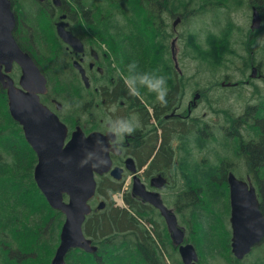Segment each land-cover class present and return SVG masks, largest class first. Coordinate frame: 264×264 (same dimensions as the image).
<instances>
[{"label": "trees", "instance_id": "16d2710c", "mask_svg": "<svg viewBox=\"0 0 264 264\" xmlns=\"http://www.w3.org/2000/svg\"><path fill=\"white\" fill-rule=\"evenodd\" d=\"M65 1L62 0V6L56 8L49 0L42 4H36L34 0H11L13 9L19 12L14 36L20 47L33 57L47 80L48 95L42 101L49 102V97L61 98L71 106L64 118L61 112L57 113L70 130L74 128L75 122L85 131L97 129L96 126L102 128L97 113L95 117L89 115L85 122L81 120L85 113L91 114L92 109L104 105L101 99L109 104L123 101L127 108H145L148 117L149 108L154 110L156 117L168 112L175 105L179 86L183 84L176 83V78L180 76L172 63L171 42L167 44L172 34L167 29L166 10H172L175 3L179 2L183 11L186 0ZM225 1L201 0V5L210 7ZM252 2L262 15L264 0ZM75 8L79 11L74 12L72 9ZM62 12L68 15L69 20L76 13V24L71 20L70 30L87 48L91 46L97 53H104L102 60L107 66H102V61L96 67V70L100 68L101 72L104 70L106 73L103 86L95 83L97 78L92 76V72L96 71L89 72L92 81L89 89L85 88L76 72L72 76H65L75 69L70 58L66 61L59 54L63 43L55 33L54 22ZM202 12L203 8H195L191 14ZM191 14L181 12L178 16L187 20ZM23 36H28L29 46L22 41ZM214 37L213 33L207 34L209 45L212 42L221 43L215 42ZM186 43L200 56L192 32L187 34ZM64 47L70 57L69 50ZM132 61L137 63L139 71L158 70V74L166 78V106H161L155 95L144 88L136 95L143 102L137 98L135 102L131 101L135 95L129 94L124 78L127 75L126 66ZM52 67H56L58 72H54ZM85 96H89L90 101H85L79 110H75ZM95 98L98 102L91 108ZM255 103L235 117L226 112L222 121L212 124L204 122L190 144L184 140L187 131L186 126H183L182 133L177 132L176 142L170 143L168 138H162L152 159L150 172L158 169V161L163 164L162 169L179 170L181 175L184 174L182 180L185 186L182 191H177L174 210L179 222L186 228V241L192 243L199 254V264H202L200 252L204 253L209 264H217L218 261L224 264H264V237L253 248L258 252L253 261L246 262L253 251L242 260L233 256L228 223L229 192L226 177L227 172L233 170L228 162L241 155L248 165V174L264 216V99H258ZM159 139H153L155 141L151 148L136 153L144 157L150 155ZM190 145L200 152L210 147L213 158L195 160ZM35 163V153L25 141L21 127L9 116L5 91L0 87V264H42L37 248L46 241V249H50L46 264H50L59 242L64 215L50 208L36 187L33 180ZM174 173L167 175L171 177ZM194 182L193 190L190 188ZM121 190L122 183L105 175L100 177L96 194L106 200V206L102 210H93L82 225L85 237L91 239L97 250L88 253L82 249H72L65 256L66 264H170L164 259L162 246L165 251L169 249L171 252L176 248L171 244L162 219L158 227L157 213L148 204L133 198L129 191L123 192L126 208L114 206L111 193ZM183 200L191 203L190 210ZM139 220L155 225L159 245ZM171 252H168L169 256ZM177 262L181 264L180 259Z\"/></svg>", "mask_w": 264, "mask_h": 264}, {"label": "water", "instance_id": "95a60500", "mask_svg": "<svg viewBox=\"0 0 264 264\" xmlns=\"http://www.w3.org/2000/svg\"><path fill=\"white\" fill-rule=\"evenodd\" d=\"M38 1L44 2V0ZM51 1L54 6L61 5V0ZM64 19L65 15L62 14L55 23L58 37L74 52L82 53L83 43L67 29L68 23ZM179 20L180 18H176L173 26H176ZM16 23L17 18L12 10L11 1L0 0V85L5 90L11 118L22 126L24 137L35 152L37 159L33 169L35 184L48 205L64 215L59 243L50 264H66L65 256L71 249L81 248L89 253L96 251V246L82 232L85 217L91 212L88 202L95 194V175L109 172L112 178L120 179L122 169L118 167L111 169L110 151L106 154L107 163L103 167H78V162L84 155L82 149L84 147L91 149L98 137L104 138L103 133L91 131L86 134L77 125L68 138L66 125L60 121L56 113L40 102L39 95L47 92L46 79L31 56L20 48L13 37ZM260 23V13L252 7L251 29H258ZM93 55L96 57L95 54ZM172 56L176 64L174 52ZM14 63L21 70L19 86L14 84V80L9 75ZM74 67L78 69L85 86L89 87L88 78L82 66L75 61ZM54 102H56V108L60 109V103ZM82 138L86 139L82 140ZM125 162L126 168L134 172L132 159L127 158ZM164 182L165 179L157 175L151 179V186L161 188ZM227 183L230 206V247L234 257L241 260L262 241L264 216L249 177L243 180L229 172ZM131 191L133 196H138L159 209L172 242L178 248L182 263L197 264L198 254L195 247L184 241V232L177 226L176 216L163 205L160 194L145 190L138 177H133ZM64 195L67 196L66 201ZM103 207L104 202L97 205V209Z\"/></svg>", "mask_w": 264, "mask_h": 264}, {"label": "rangeland", "instance_id": "374dc122", "mask_svg": "<svg viewBox=\"0 0 264 264\" xmlns=\"http://www.w3.org/2000/svg\"><path fill=\"white\" fill-rule=\"evenodd\" d=\"M16 1L18 2V0ZM34 1L36 4L39 3L36 0ZM249 1L250 0H227L223 4L202 7L201 0H186L187 4L185 10L182 11L179 2L175 3L172 10L169 8L166 10L165 20L167 29L172 34L167 44L169 45L172 39H176L173 48L176 54L177 68L181 73L180 78L183 84L181 87L182 93L178 101V103H181L180 112L184 115L186 114L187 103L190 100L197 105L192 109L191 113V118L196 117L199 119V122H196L197 126L195 128V133L190 139H187V137L184 139L188 141L189 144L197 136L199 129L205 124L204 122L212 124L213 122L222 121L226 112H229L235 117L243 113L247 106L256 104V100L264 99V18L261 19L259 29L250 30L251 10ZM195 8H203L204 12L191 14ZM72 10L74 11V9ZM15 12L19 15L18 11L15 10ZM171 12H173V14ZM181 12L190 13L191 15L187 20L181 19L175 26V30H173L172 21L176 16L180 15ZM189 32H192L194 35L195 48L200 56L187 46L186 36ZM209 33L214 34L215 42L221 43L212 42L209 45L206 38ZM27 39L28 36L22 37L24 44L29 46V41H27ZM220 39H222V41H220ZM59 54L64 60H70L64 45L61 47ZM85 61L90 60L86 58ZM101 65L104 67L107 66L104 61ZM52 68L54 72H58L56 67ZM97 71L101 73L100 70ZM18 76L19 69L15 67L12 71V77L17 80ZM92 76L97 78V76L101 75L92 72ZM92 85L94 86V84ZM196 95L198 97L195 98ZM58 100L62 102L61 117L64 118L71 109V106L61 98ZM85 101H90V97L85 96L75 110H79ZM97 102L98 100L96 98L93 99L91 108H94ZM111 111H115V108L111 107ZM92 113H85L82 115V122H85L89 115L95 117V113L101 114L99 106L96 107L95 110L92 109ZM132 119L135 120L134 118ZM149 124L153 126V124ZM183 126L185 125H179L177 127V132L182 133L181 128L183 130ZM207 128L209 129V126ZM171 129L169 130V136L172 138L170 137L169 140L170 143H174L178 139V134ZM190 150L196 158L195 160L199 158H208L210 160V158L214 156L210 147L200 152L190 145ZM243 157V155L240 157H233V159L228 162L229 165L233 167L232 172L237 178H246L250 176L248 174V165ZM156 164L159 167L156 170L153 169V171H155L154 174L159 172L165 176L172 172L176 173V175H174V173L171 177H168V175L167 177L165 176L166 185L160 190L164 204L174 212L175 210L173 209H175L177 191H182L185 186L182 180L184 174L181 175L179 170L168 171L166 168L162 169L163 164L158 163V161ZM128 174L130 173L126 172L124 185L130 182V175ZM139 176L145 184H148V178L144 177L143 174ZM188 188H190V184H188ZM194 188L195 182L190 189L194 190ZM100 200L104 199L99 197L94 204L97 205ZM182 202L187 209L190 210L191 203L186 200ZM177 219L180 227L184 230L185 236H187L186 228L179 222L178 215ZM157 225L159 227L160 218H157ZM191 239H194V237H191ZM46 247L47 241L41 247L37 248L42 264H46L50 257V249H46ZM163 250L165 252L164 259L166 261H169L170 264L178 263L177 260L180 259V256L177 250L174 252H171L169 249L168 251H165V249ZM252 251L254 253L248 256L246 262L253 261L258 256V252L254 251V249ZM168 252H171L170 256ZM200 254L201 263L209 264V262L205 260L204 253L200 252ZM217 264L224 263L223 261H218Z\"/></svg>", "mask_w": 264, "mask_h": 264}, {"label": "flooded vegetation", "instance_id": "af4514ba", "mask_svg": "<svg viewBox=\"0 0 264 264\" xmlns=\"http://www.w3.org/2000/svg\"><path fill=\"white\" fill-rule=\"evenodd\" d=\"M74 11H79V10L76 8V9H74ZM75 14L76 13L72 14L70 20H69V18H68V20L70 22L72 20L76 24L75 20L78 18V15H75ZM68 28L70 29V25ZM72 34L75 35L73 31H72ZM80 34L85 36L83 34V32H80ZM75 36H77V35H75ZM70 49H71V51L70 50L69 51L71 53L69 51H68V53L70 54V59L73 62V66H74V62L77 61L82 66V68L84 69L85 74L88 77V79H90L91 83H92V81H91V76L89 75V72L96 71V73H98L101 76H97L95 83L100 87L103 86L106 83V73L104 70H102V72L99 73L96 70V67L98 66V64L100 62L103 61L102 58L105 57L104 53L101 52V58H100L99 52L95 53L94 50L91 48V46H88V50L84 46V51L82 53L74 52L71 47H70ZM92 54H97V55L94 58L92 56ZM86 58H88L90 61H85ZM33 61H34V59H33ZM92 64H93V66H92ZM75 72H76L77 76L80 78L81 75H80L79 71L76 69H75V71L67 72V74L65 76H67V75L72 76V75H74ZM111 81L113 82V80H111ZM176 83H178L180 85L182 84V80L180 77L176 78ZM87 89H89V88H87ZM181 93H182L181 86H179V92H178V95H177V98L175 101V105H173L169 109L168 112H166V113H164L158 117H156L154 110H152L151 108L148 109V112L150 114V116L148 117L145 114V108H142L140 110H137L135 106L127 108L126 104H124L123 101H119V104H112V103L109 104V103H105V101L103 99H101V102L104 105L99 106V110H100L101 114H98V115L100 117L99 122L101 123L102 128H100V127L98 128L96 126L97 129L90 130V131H99V132L103 133L105 121L108 120L109 118H111V119H116V118L138 119L140 122V127L137 128V130L133 134L128 135L124 138L123 150L121 152H119V153H114L111 151L109 152L110 159L112 162L111 169L114 167H118V168L122 169L121 178L120 179H114L110 176V173L107 172V173H104L103 175H96V181L97 182L99 181L101 176L105 175V176H108L109 179H111L115 182L122 183V188H125L124 187L125 175H126V172H129L130 174H128V175H130V182H128L127 185L129 184V189H130L131 194H132L131 187H132V183H133V177H138L140 179L141 183L144 185V187L147 190H149V191L153 190V188L151 187V178L153 177L154 172L153 171L150 172V170H151L150 167H151V162H152V159L154 157L155 151L157 149H159V147H160V144L162 142V138H168L169 139L170 138L169 130L171 128H172L171 129L172 131L177 132V130H178L177 127L179 125H185L186 131H187L186 137H187V139H190V137L193 136L195 133L196 122H199L198 118H196V117L191 118L192 109L197 106L193 101L190 100L187 103V112L185 115L182 114V112H180L181 103L180 102L178 103V101H179ZM47 95H48V91L44 94H41L39 96V98H40V101L44 105H46L50 110H52V107L54 106L55 99L56 100H58V99L54 98V97H49V102L44 103L42 101V98L44 96H47ZM136 98L139 99L141 102H143L136 95H135V98H131V101L135 102ZM111 107H114L115 111H111ZM55 109L56 108H54V110ZM149 123L153 124V126H151ZM76 124L78 125V123L75 122L74 127L76 126ZM82 129H83V127H82ZM83 131L86 133L90 132V131H85L84 129H83ZM158 138H160V139H159L158 143L155 142V146H156L155 150L150 155L144 157L143 154H137L136 153V151H140V150L142 151L144 148H151L154 145L153 139L156 140ZM127 158L132 159V163H133V166L135 168L134 172H132L126 168V162L125 161ZM129 168H131L130 164H129ZM140 174H143L144 177L148 178V184L147 183L145 184L142 181L141 177L139 176ZM113 194L114 193H111V196ZM99 197L100 196L98 194H96L94 196V198L91 200L92 203L96 199H98ZM132 197L138 199L137 197H134L133 195H132ZM162 201L164 203L163 199H162ZM155 211L157 214L160 213L157 208H155Z\"/></svg>", "mask_w": 264, "mask_h": 264}, {"label": "clouds", "instance_id": "9594fccd", "mask_svg": "<svg viewBox=\"0 0 264 264\" xmlns=\"http://www.w3.org/2000/svg\"><path fill=\"white\" fill-rule=\"evenodd\" d=\"M127 75L124 78L125 86L130 95H139L142 88L155 95L161 106L167 105V80L158 70L141 72L135 61L126 66ZM140 127L138 119L116 118L105 121L103 137H98L91 149L84 147V155L78 162V167H103L107 163L106 154L111 151L119 153L123 150L124 138L133 134ZM86 139V138H82ZM107 140V142H106Z\"/></svg>", "mask_w": 264, "mask_h": 264}, {"label": "bare ground", "instance_id": "6f19581e", "mask_svg": "<svg viewBox=\"0 0 264 264\" xmlns=\"http://www.w3.org/2000/svg\"><path fill=\"white\" fill-rule=\"evenodd\" d=\"M13 34H14V31H13ZM229 172H231V171H229ZM228 172V173H229ZM228 173H227V175H228ZM226 182H227V177H226ZM252 183V182H251ZM228 184V183H227ZM252 185H253V183H252ZM254 187V186H253ZM254 189H255V187H254ZM228 192H229V185H228ZM255 192H256V189H255ZM256 196H257V194H256ZM257 198H258V196H257ZM258 201H259V199H258ZM260 205V204H259ZM238 260V259H237Z\"/></svg>", "mask_w": 264, "mask_h": 264}]
</instances>
